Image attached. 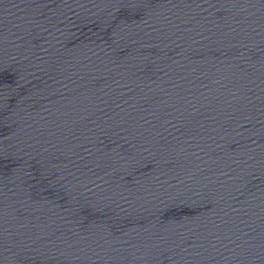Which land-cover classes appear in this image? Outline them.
Returning <instances> with one entry per match:
<instances>
[{"label":"water","instance_id":"obj_1","mask_svg":"<svg viewBox=\"0 0 264 264\" xmlns=\"http://www.w3.org/2000/svg\"><path fill=\"white\" fill-rule=\"evenodd\" d=\"M0 264H264V0H0Z\"/></svg>","mask_w":264,"mask_h":264}]
</instances>
